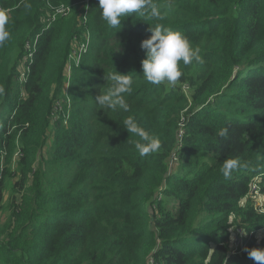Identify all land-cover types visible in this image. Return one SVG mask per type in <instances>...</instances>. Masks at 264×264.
<instances>
[{
  "label": "trees",
  "instance_id": "1",
  "mask_svg": "<svg viewBox=\"0 0 264 264\" xmlns=\"http://www.w3.org/2000/svg\"><path fill=\"white\" fill-rule=\"evenodd\" d=\"M47 1L71 13L51 21ZM149 4L163 20L133 13L111 28L98 0H0L11 34L0 47V211L12 166L18 176L0 264H254L245 250L264 249L250 195L252 184L264 194V0ZM157 23L204 61L181 62L174 85L142 78L141 42ZM115 72L133 81L126 112L95 103ZM130 117L160 150L138 154ZM226 159L248 167L226 179ZM237 228L246 245L233 255Z\"/></svg>",
  "mask_w": 264,
  "mask_h": 264
},
{
  "label": "clouds",
  "instance_id": "2",
  "mask_svg": "<svg viewBox=\"0 0 264 264\" xmlns=\"http://www.w3.org/2000/svg\"><path fill=\"white\" fill-rule=\"evenodd\" d=\"M98 3L102 19L111 28L118 27L122 17L130 16L133 13L157 21L164 18L156 6H150L149 0H98ZM25 7L28 8L30 5L26 4ZM8 24L7 11L0 9V47H3L5 42L10 39ZM150 31L152 33L150 38L141 42V48L145 51V58L141 61L142 78L145 82L152 85L162 83L174 85L183 75L179 67L181 62L184 65L204 62L199 54V48H193L188 38L181 32L165 28L159 23L155 27H150ZM111 80L113 81L112 86L106 93L98 94L95 97V103L101 109L128 111L129 106L126 103L125 94L131 93L133 81L128 75L117 72L111 77ZM3 93L4 89L0 87V94ZM124 128L128 133L139 138L135 141L134 147L141 157L160 150V139L150 135L133 118L124 120ZM220 134L226 135L227 129H224ZM247 167V162H241L239 159H226L222 164L221 172L226 179H230L234 170ZM245 251L254 264H264V249L252 248Z\"/></svg>",
  "mask_w": 264,
  "mask_h": 264
},
{
  "label": "built area",
  "instance_id": "3",
  "mask_svg": "<svg viewBox=\"0 0 264 264\" xmlns=\"http://www.w3.org/2000/svg\"><path fill=\"white\" fill-rule=\"evenodd\" d=\"M54 12L50 15V20L54 21L58 16H68L70 13V7H67L65 5L56 6L53 8ZM89 44V36L87 34V40L84 43H75L71 49L68 62L66 64L65 70H64V76L67 77V83L70 79L71 75V66L74 65V67H78L81 62V57L86 53L87 46ZM66 81V80H65ZM250 195L253 198V208L254 210L260 214H264L263 206H264V200L261 199V193L260 189L256 184H252L250 187ZM245 232L242 229H235L232 233V239H231V254L233 255H240L244 248H245ZM149 264H152V262H149Z\"/></svg>",
  "mask_w": 264,
  "mask_h": 264
},
{
  "label": "rangeland",
  "instance_id": "4",
  "mask_svg": "<svg viewBox=\"0 0 264 264\" xmlns=\"http://www.w3.org/2000/svg\"><path fill=\"white\" fill-rule=\"evenodd\" d=\"M47 4H48V7H49L51 13H53L54 12L53 8L56 7V6L53 7V5H51V4H54V3H52L51 1H47ZM79 7H80L79 10H81L82 9V5H79ZM70 13H71V10H70ZM49 15H51L50 12H49ZM23 73L24 72H22L21 75H23ZM65 80L66 81H65V83L63 85V88L66 90L67 89V85H68L67 77L65 78ZM20 81L22 83L23 79L21 78ZM15 94H16V86L14 85L13 88H12V95L14 96ZM59 113H60V110L58 108H56L54 114L55 115H59ZM1 167H2V163L0 161V168ZM10 169H11V175L8 177L7 189H6L5 194H4L3 207H2V210L0 211V225H3L5 223H7L9 218H10L11 212H10V209L8 208V202H9L10 196L12 194L11 186L18 179V176L16 174L15 168L12 166ZM263 198H264V194L263 195L261 194V199H263ZM148 228L149 227L147 226V229Z\"/></svg>",
  "mask_w": 264,
  "mask_h": 264
}]
</instances>
